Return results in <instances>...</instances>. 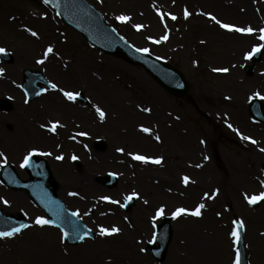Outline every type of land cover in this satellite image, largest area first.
<instances>
[{
    "label": "rangeland",
    "instance_id": "374dc122",
    "mask_svg": "<svg viewBox=\"0 0 264 264\" xmlns=\"http://www.w3.org/2000/svg\"><path fill=\"white\" fill-rule=\"evenodd\" d=\"M88 1L135 47L148 48V53L181 69L191 85L190 95L181 98L170 94L143 67L90 46L43 0H0V47L13 55L10 63L0 58V69L6 71L0 73V81L10 72L9 85L15 88L13 91H21L19 84L24 68L42 70L48 76V63H57L58 70L66 72L65 63L73 83L71 79L67 81L69 86L60 80L58 82L70 88V92L83 91L89 99L86 105L80 101L74 103L62 96L61 91L65 89L59 84L56 91H49L31 102L33 104L23 103L21 95L20 102L30 107L34 125L27 118L31 133L26 132L25 137L19 140L5 139L0 133V153L3 154L0 155V167L6 158L25 178L27 175L18 162H23L30 152L46 156L59 180L60 197L96 234L94 239L78 245L66 243L59 229L35 223L36 217L47 216L31 202L25 191L6 187L0 181V208L12 215L23 214L29 220V226L22 232L0 238V264H173L175 228L189 219L187 214L174 217L172 213L181 207L194 210L199 205L195 203L197 197L209 206L208 213L220 218L225 244L217 254L216 250L203 244L199 247V241L206 236L204 232L200 231L201 239L200 235L187 231V236L184 235L179 242L182 248H178L185 255L184 260L191 258L192 264H236L237 247L232 233L234 219L240 218L245 226L250 264H264V199L259 200L255 208L248 202L249 197L264 192V163L255 166L250 148V145H255L257 152L264 150V127L249 111L253 99H260L264 106V47H260L263 53L253 73L246 72L251 64L248 53L254 47L264 45L260 38L264 34L259 31L264 29V0ZM185 10L189 15H185ZM121 15L130 19L118 20ZM222 23L237 28L251 27L254 31L229 30L221 27ZM136 25L143 27L138 29ZM32 32L37 35H32ZM164 36H167L166 40L162 39ZM49 46L53 47V52L45 55ZM43 59L46 61L41 63ZM221 68L228 71H215ZM106 70L127 81L123 85L127 88L124 92L133 91L137 104L134 113L139 114H123V122L120 121L123 131L115 129L108 134L103 133L106 118L101 121L93 119L94 109L103 105L104 97L111 108L115 107L107 98L108 92L104 91L102 83V74ZM5 84L4 80L0 85V99L10 96L16 106V96ZM41 103L67 107L68 113L73 107L81 110V115H74L72 120L68 117V128H59L60 132L71 134L72 140L66 138L68 135L62 140L52 136L54 140L45 143L35 123L45 124L46 115L50 113L52 120L57 118L62 124L63 116L55 110L38 113L36 107ZM158 111L160 113L156 115ZM163 116L164 121H170L171 127L169 123L161 124ZM175 121L180 122L181 133L173 131ZM155 122L163 129L156 131L163 137L159 136L157 140H162L163 145L160 143L159 149L143 147L134 139L140 133L137 126L151 127ZM16 123L14 120H0L1 128L9 134L16 131ZM165 135L167 138L172 136L176 146L167 141ZM35 137L41 141L37 142ZM98 140L104 142L103 149L97 146ZM69 142L73 148H69ZM198 144L195 154L189 152L190 145ZM135 154L151 158L163 156L170 165L151 167L152 164L135 159ZM229 154L252 169L251 176L247 179L237 176L238 170L230 165ZM56 157L65 159L57 158V161ZM175 161L179 164L180 161L194 162L187 171L190 178L187 184L180 179L186 171L177 164L172 168ZM61 166L68 167L69 172L62 174ZM152 171L154 175L150 176L148 173ZM108 174L118 177L113 188L99 183V177ZM253 175L257 176L256 179ZM196 181L202 185L196 186ZM155 188L160 194H156ZM133 192L139 194L137 202L125 211L122 209L123 199ZM104 196L120 203L102 200ZM4 200L9 203H3ZM160 207L164 208L163 215H157ZM165 217L171 220L172 237L165 259L158 260L148 247L157 245L155 229ZM101 227H118L120 231L101 235ZM199 230L200 226L198 233ZM197 255L200 258L194 260Z\"/></svg>",
    "mask_w": 264,
    "mask_h": 264
},
{
    "label": "water",
    "instance_id": "95a60500",
    "mask_svg": "<svg viewBox=\"0 0 264 264\" xmlns=\"http://www.w3.org/2000/svg\"><path fill=\"white\" fill-rule=\"evenodd\" d=\"M50 3L57 8L63 19L70 25L81 31L87 39L94 45L100 47L106 52L115 53L132 63L143 65L146 70L168 91L186 95L189 92V85L183 74L168 63L155 58L148 53L138 51L128 42H126L113 28L109 27L102 15L93 6L85 0H50ZM260 52L256 53L255 59L260 58ZM9 59V56H6ZM252 71V67L248 68ZM32 84V83H31ZM30 83L26 84L28 89L32 88ZM255 117L264 121L262 105L254 101L251 106ZM101 145V144H99ZM30 166V172L33 179L27 183H22L17 174L10 165L4 167L2 175L6 183L13 187H25L29 190L32 197L39 203L55 221V225L61 227L63 232L69 235L65 237L69 242L76 243L87 236H93L91 231L77 218L75 214L67 210L65 205L55 195V185H47L51 178L50 171L45 163L41 161ZM117 179L115 176L100 178V182L106 186L115 185ZM126 208H130L134 203V198L126 200ZM25 225L22 219H14L5 216L0 211V231H10L13 228ZM239 233V260L240 264H248L246 259V250L244 247L243 226L238 227ZM88 235H85V233ZM83 236V239L80 237ZM171 237V227L169 219H164L157 228L156 239L159 246L150 247V251L159 259L165 257L166 249Z\"/></svg>",
    "mask_w": 264,
    "mask_h": 264
},
{
    "label": "bare ground",
    "instance_id": "6f19581e",
    "mask_svg": "<svg viewBox=\"0 0 264 264\" xmlns=\"http://www.w3.org/2000/svg\"><path fill=\"white\" fill-rule=\"evenodd\" d=\"M111 70V69H110ZM112 72V73H111ZM102 76L104 77L102 80V83L104 87V91L107 93L108 92V99L113 103V105L116 106H121V107H113L111 108L108 104V101L106 99V97L103 98V105L100 107H96L94 109V114H93V119L94 121H101L103 119L106 118V125H105V129L103 130L104 134H108L110 132H112L113 130L117 129L118 131H123V127L122 124L120 123L123 122L121 117H123V114H130L133 113V116H137L139 114L134 113L135 110L137 109V104L133 98V91L131 90L130 93L128 92H124V90H126L127 88L123 85H125V83H127V81L125 79H122L119 75L114 74L113 71H105V73L102 74ZM127 86V85H126ZM118 94V95H117ZM119 99H124L125 101H122V103L119 101ZM122 104V105H119ZM97 108H100L103 110V112L105 113V116L102 118L99 114V112L97 111ZM139 108V107H138ZM113 109H115L116 111H114ZM140 110V108H139ZM62 111V115L64 117L69 116V118L72 120V118L74 117V115H81V110H77L75 107L72 108V114L64 112V110ZM118 111V113H117ZM119 111H123L124 113H119ZM81 112V113H80ZM160 113V111H158V113L156 115H158ZM124 118V117H123ZM163 118V122H161V124H163V126L167 125L170 121L168 120V122L164 121V116ZM84 120V118H82ZM97 125V124H96ZM169 126L171 127V123H169ZM176 132H180L181 133V127H180V122L179 121H175L174 123ZM95 127V126H94ZM103 128V127H101ZM142 128H148L150 129L149 132H145L142 130ZM137 129H140V133L136 134V137L134 138L136 142L140 143L143 147H148V148H156L158 147L161 148V145H163V141L161 140L160 142L157 141L156 137L160 136L159 134L156 133V131L160 132V129H162L157 122L153 123V125L150 126H143V125H138ZM163 130V129H162ZM172 130V129H171ZM184 130V129H183ZM161 137V136H160ZM169 138H167V135H165V138L167 141H169L170 143H173L176 146V142L175 140H173L172 136H169ZM163 139V137H161ZM160 143H162L160 145ZM198 146L195 145H190V150L189 152L194 153L197 152L198 150ZM257 146L255 145H250V148L253 151V156H254V161H255V166L259 167L262 163H264V150L260 149V152H257L255 150ZM69 148H73V144L69 142ZM77 154V151H76ZM70 156H72L70 154ZM230 165H232L235 170L237 172V176L239 175V177L241 178H248L249 176H251V174L253 173L252 169L248 168L247 165H245L243 162H240V160H238L236 157L235 159H233L232 155H227ZM156 158V157H153ZM158 158H162L160 163H154L151 159L148 161V164H152L150 165L151 167H161L163 165H170L167 161H165L164 157H158ZM65 158H62V161H64ZM179 161H175L172 165V168L174 169L176 164L180 165L181 169L183 171H186L185 176H187V171H189L192 166H194V162L190 161V162H183L180 161V164L178 163ZM183 165H182V164ZM88 164V163H87ZM169 167V166H168ZM61 171L63 173L69 172V168L66 166H61L60 167ZM171 170V167H169V171ZM150 176L154 175V172H149L148 173ZM169 175L172 177L173 173H169ZM185 176H181L180 179H183ZM218 176V175H217ZM228 176H231L230 174H228ZM232 177V176H231ZM252 177H254L256 179V175H253ZM89 178V177H88ZM255 185V182H252ZM194 184H196V186H201L202 183L196 181ZM156 190V194H160V192H158V190L155 188ZM197 204H203V200L201 198L196 199ZM205 205V203H204ZM208 209L209 206L205 205L204 208H202V213L200 216H195L190 214L188 215V222L185 221V223L181 222L180 224H178L175 228V240L173 243V252H174V263L173 264H192V259L190 258L189 260H184V254L180 253L178 248H182V246L179 244L180 241L183 240L184 235H186L187 231H192L193 234H198L200 235L199 237L202 239L201 237V233L200 231L203 233L204 235H206L205 237H203L202 240H200V245L199 247L201 248V245H205L208 246V248H212L211 250H216V253L219 254L220 251H222V246L225 244V240H224V232L220 227L221 221L219 217H216V215H212L210 213H208ZM200 226V230L199 233L198 231V227ZM202 229V230H201ZM208 231H206V230ZM210 229V231H209ZM195 236V235H194ZM198 237V236H197ZM177 255V256H176ZM140 258V257H139ZM200 258L199 255H197L196 258H194V260Z\"/></svg>",
    "mask_w": 264,
    "mask_h": 264
},
{
    "label": "snow or ice",
    "instance_id": "6c2138e0",
    "mask_svg": "<svg viewBox=\"0 0 264 264\" xmlns=\"http://www.w3.org/2000/svg\"><path fill=\"white\" fill-rule=\"evenodd\" d=\"M45 3H49L50 0H44ZM185 15H189V13H187V10H185ZM173 19H175L176 17L175 16H172ZM214 20L216 19L214 16L212 17ZM118 20H121V21H127L128 19H130V17L128 16H125V15H121V16H118L117 17ZM217 23H220L219 21H217ZM136 27L139 29L141 27H143L142 25H136ZM221 27L223 28H226V29H229V30H236V31H239V32H247V33H251L254 31V29H252L251 27H248V28H237L236 26L234 25H231V24H224L222 23L221 24ZM29 31L31 32V29H29ZM262 34H264V29H260L259 30ZM32 35H37V33L35 32H32ZM262 40H264V35H261L260 37ZM162 39H167V36H164L162 37ZM156 42H159V41H156ZM260 47H264V45H260V46H257V47H254L253 48V51L252 52H249L248 53V56L249 58H251V56L253 55L254 52L258 51ZM138 51H142V52H149V49L148 48H142V49H137ZM6 50L2 47H0V52H5ZM53 52V47L52 46H49L46 50V53L45 55H47L48 53H52ZM41 63L43 61H40ZM4 70L3 69H0V73H2ZM215 71H221V72H227L228 69L226 68H221V69H215ZM51 87L53 89H56L58 87L57 84L55 83H52L51 84ZM64 95L65 97H67L69 100H74L76 98V96L79 95V93H73V92H68V91H64ZM257 96L260 95V93H256ZM146 111H150V109H145ZM97 111L99 112L100 116L103 118L105 116V113L103 112L102 109L100 108H97ZM58 122L54 123L51 127V131L55 132L56 131V126H57ZM231 126V125H230ZM143 131L145 132H149L150 129L148 128H142ZM81 135H86V133H80ZM244 139H251L249 137H242ZM157 140L160 139L159 136L156 137ZM253 143H256V141H253ZM36 150L33 149V152H35ZM118 151H123V149H118ZM0 155H3L2 153H0ZM32 155V152H30L28 154V156H25L24 160H23V163H22V167L29 164L30 162V156ZM58 159H62L63 157H57ZM134 158L137 159V160H141V161H144V162H148L150 159L154 162V163H160L162 158H151V157H146V156H142V155H139V154H135L134 155ZM73 159H76L75 156H73ZM5 163H7V160L5 158ZM189 177L185 176L183 178L184 180V183L187 184L189 182ZM217 192L219 191L218 189L216 190ZM71 195H75L76 193H70ZM139 194L136 193V192H133L131 193L130 195L128 196H125L124 199L125 200H131L134 196H138ZM207 195V194H205ZM102 200H106V201H110L112 203H117L119 204L120 201L118 200H113L111 197L109 196H104V197H101ZM261 199H264V192H261L258 196L257 195H253L251 197L248 198V202L250 204H254V203H257L259 200ZM147 202V201H145ZM3 203L5 204H8L9 201L7 200H4ZM205 205L204 204H199L195 207L194 210H189V209H186V208H177L175 212L172 213V215L174 217L176 216H179L181 214H192V215H195V216H200L201 215V209L204 208ZM164 214V208L163 207H160L157 209V215H163ZM75 215H78V213H75ZM35 223L37 225H53L55 224V221L54 220H50V219H47L46 217L44 216H38L36 217L35 219ZM238 224V227H242L243 226V221H239L237 222ZM25 227H28V225H20L19 227H16V228H13L11 229L10 231H0V237H11V236H14L16 235L17 233H19L21 231L22 228H25ZM120 231V229L118 227H112L111 229H108V228H103L101 227V235H112L114 233H118ZM65 237H67L69 234L67 232H64L63 234ZM85 235H88V233L86 232ZM232 235L234 237H236L237 239H239V233L238 232H233ZM84 237L81 236L80 239H83ZM236 264H240V260H239V255H238V250H237V258H236Z\"/></svg>",
    "mask_w": 264,
    "mask_h": 264
},
{
    "label": "flooded vegetation",
    "instance_id": "af4514ba",
    "mask_svg": "<svg viewBox=\"0 0 264 264\" xmlns=\"http://www.w3.org/2000/svg\"><path fill=\"white\" fill-rule=\"evenodd\" d=\"M58 74H54V76H57ZM27 113V109L25 108V107H21V106H19V107H17V108H15V109H13L10 113H9V119L10 120H14V121H16L17 123H16V127H15V130L16 131H14V132H10V133H12V134H9V133H5V136H6V138H10L11 136H13V135H21L22 133H21V131L22 130H25V126H24V124L21 122V119L24 117V115ZM2 119H4V117L1 115V113H0V120H2ZM23 126V127H22ZM10 130H12V129H10ZM48 134H50V132H48Z\"/></svg>",
    "mask_w": 264,
    "mask_h": 264
}]
</instances>
